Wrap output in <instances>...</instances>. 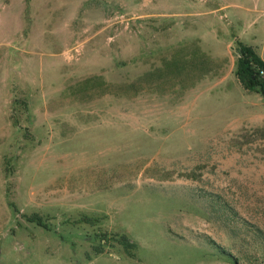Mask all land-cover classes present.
I'll list each match as a JSON object with an SVG mask.
<instances>
[{"label": "rangeland", "instance_id": "obj_1", "mask_svg": "<svg viewBox=\"0 0 264 264\" xmlns=\"http://www.w3.org/2000/svg\"><path fill=\"white\" fill-rule=\"evenodd\" d=\"M236 42L264 60V0H0V264H264Z\"/></svg>", "mask_w": 264, "mask_h": 264}, {"label": "trees", "instance_id": "obj_2", "mask_svg": "<svg viewBox=\"0 0 264 264\" xmlns=\"http://www.w3.org/2000/svg\"><path fill=\"white\" fill-rule=\"evenodd\" d=\"M236 54L234 77L240 84L241 88L246 92H253L260 95L264 100V82L259 81L256 78V72L259 69H264V61L259 58L255 51L247 45L241 42H236L234 48ZM240 138L243 139V143H250L252 141L264 142V127H255L251 130V135L240 133ZM264 151V146H263ZM4 177L9 174V169L5 166L3 169ZM26 221L33 222L39 226L46 227L45 223L41 220V217L36 213L29 215H23ZM99 218L82 216L76 220L75 223L84 222L89 225L97 224ZM97 243L91 245L90 251L94 255L103 253L105 250L112 248L114 245L118 246L123 253L127 256H132L136 249V245L131 242L125 234H111L108 235L105 232H99L95 234Z\"/></svg>", "mask_w": 264, "mask_h": 264}, {"label": "built area", "instance_id": "obj_3", "mask_svg": "<svg viewBox=\"0 0 264 264\" xmlns=\"http://www.w3.org/2000/svg\"><path fill=\"white\" fill-rule=\"evenodd\" d=\"M256 78L259 80V81H262L264 82V69H259L257 70L256 72Z\"/></svg>", "mask_w": 264, "mask_h": 264}, {"label": "crops", "instance_id": "obj_4", "mask_svg": "<svg viewBox=\"0 0 264 264\" xmlns=\"http://www.w3.org/2000/svg\"><path fill=\"white\" fill-rule=\"evenodd\" d=\"M244 45H245V44H244ZM247 46H249V45H247ZM250 47H251V46H250ZM251 48H252L253 50H255L253 47H251ZM255 53L259 56V58H260L261 60H263L262 57H261V55H260V54H261V51H259L258 53H257V52H255ZM263 61H264V60H263Z\"/></svg>", "mask_w": 264, "mask_h": 264}]
</instances>
